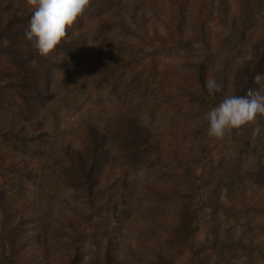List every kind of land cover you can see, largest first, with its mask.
<instances>
[{
	"label": "rangeland",
	"instance_id": "1",
	"mask_svg": "<svg viewBox=\"0 0 264 264\" xmlns=\"http://www.w3.org/2000/svg\"><path fill=\"white\" fill-rule=\"evenodd\" d=\"M32 11L0 0V264H264V117L202 119L264 91V0H91L47 56Z\"/></svg>",
	"mask_w": 264,
	"mask_h": 264
},
{
	"label": "clouds",
	"instance_id": "2",
	"mask_svg": "<svg viewBox=\"0 0 264 264\" xmlns=\"http://www.w3.org/2000/svg\"><path fill=\"white\" fill-rule=\"evenodd\" d=\"M90 4L91 0H26V5L33 11L24 33L25 39L33 45L38 55H49L67 37V30L84 14ZM4 43L6 45L7 41ZM261 78L257 74L255 82H259ZM205 87L209 94L220 91L214 78L208 79ZM260 117H264V91L259 89L253 92L249 89L246 96H224L202 119L207 125V136L222 139L234 129L249 123L255 124ZM260 132V127H255L253 137Z\"/></svg>",
	"mask_w": 264,
	"mask_h": 264
},
{
	"label": "trees",
	"instance_id": "3",
	"mask_svg": "<svg viewBox=\"0 0 264 264\" xmlns=\"http://www.w3.org/2000/svg\"><path fill=\"white\" fill-rule=\"evenodd\" d=\"M254 64L252 66H249V65H246L244 66L242 69H241V74H242V79H243V88L247 87V78L249 76V79L250 80V77H252L254 75V72L257 71V69L259 67H261L263 64H264V51L262 52V54L259 55V57L253 62ZM251 69H255V71L251 70ZM94 158H93V162H94Z\"/></svg>",
	"mask_w": 264,
	"mask_h": 264
}]
</instances>
